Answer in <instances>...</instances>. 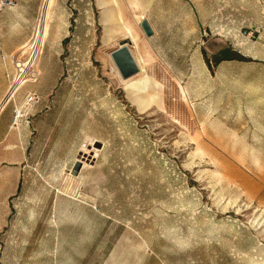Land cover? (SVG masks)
<instances>
[{"label": "rangeland", "instance_id": "rangeland-1", "mask_svg": "<svg viewBox=\"0 0 264 264\" xmlns=\"http://www.w3.org/2000/svg\"><path fill=\"white\" fill-rule=\"evenodd\" d=\"M42 2L0 11V101ZM138 2L144 107L96 1L54 0L37 76L0 116V264H264V0ZM225 47L241 57L215 64Z\"/></svg>", "mask_w": 264, "mask_h": 264}, {"label": "bare ground", "instance_id": "bare-ground-1", "mask_svg": "<svg viewBox=\"0 0 264 264\" xmlns=\"http://www.w3.org/2000/svg\"><path fill=\"white\" fill-rule=\"evenodd\" d=\"M97 7L100 11V20L103 24V31L107 33V40H113L117 42V36H129L133 42L132 54L142 69L141 63L143 61H151L154 57L150 48L144 43L139 33V23L145 18L142 13L141 6L138 0H95ZM54 0H43L41 4L39 23L36 29V42L38 45V52L41 51V47L45 38L49 34V14ZM113 63V62H112ZM34 62H20L18 65V74L14 81L7 88L3 98L0 101V111L3 110L10 100L11 96L27 81H32L30 77L32 75L31 67ZM112 72L120 80L131 96L132 101L136 102L138 106H148L153 100V96H147L141 93L137 87L129 82L130 78L123 79L113 64Z\"/></svg>", "mask_w": 264, "mask_h": 264}, {"label": "water", "instance_id": "water-1", "mask_svg": "<svg viewBox=\"0 0 264 264\" xmlns=\"http://www.w3.org/2000/svg\"><path fill=\"white\" fill-rule=\"evenodd\" d=\"M143 33L146 37L153 35V29L146 18H143L139 23ZM131 43L130 38L125 37L120 40L119 46L110 50V58L118 70L119 75L123 79L130 78L139 71L138 64L136 63L130 49L129 44ZM75 170L79 169V163L77 162L74 167Z\"/></svg>", "mask_w": 264, "mask_h": 264}, {"label": "built area", "instance_id": "built-area-1", "mask_svg": "<svg viewBox=\"0 0 264 264\" xmlns=\"http://www.w3.org/2000/svg\"><path fill=\"white\" fill-rule=\"evenodd\" d=\"M15 3H16V0H0V10L6 9V8L7 9L11 8L15 5ZM39 21L40 20L38 19L37 23H36V28L34 29L32 36L30 37V39L27 42V45H26L27 50L26 51L28 54H27V57L25 58V60H23L24 62H27V61L34 62V65L31 67V69L33 71L32 75L34 76V77H30L32 79V81L35 80V78L37 76L36 70L34 68H35V64L37 62V59L39 57V54L41 52V51L38 52V45L36 42V35H35ZM23 61H21V62H23ZM15 77H14V79H15ZM14 79L12 80V82L14 81ZM14 94L11 96V98L14 96ZM25 98L27 99L26 104H27L29 109L31 107H33V105L38 101V96L34 93L33 94H30V93L26 94ZM27 114H28V111H21V109L19 107L14 105V107H13V123L19 122L21 120V118L23 116H26Z\"/></svg>", "mask_w": 264, "mask_h": 264}, {"label": "trees", "instance_id": "trees-1", "mask_svg": "<svg viewBox=\"0 0 264 264\" xmlns=\"http://www.w3.org/2000/svg\"><path fill=\"white\" fill-rule=\"evenodd\" d=\"M202 52H203L207 66L211 67L210 59L207 57L205 51H202ZM240 57H241L240 55L233 53L230 47L222 48L220 49V51H217L216 53L212 55V59L215 64H218L220 61L225 60V59H235V58L239 59Z\"/></svg>", "mask_w": 264, "mask_h": 264}, {"label": "crops", "instance_id": "crops-1", "mask_svg": "<svg viewBox=\"0 0 264 264\" xmlns=\"http://www.w3.org/2000/svg\"><path fill=\"white\" fill-rule=\"evenodd\" d=\"M28 3H29V4H30V3H33V0H17L16 5H14L13 7L8 8V9H7V8H6V9H2V10H0V11H2V12H3V11H5V12H12V11H15V10H18V9L20 10L21 7H22L23 5L28 4ZM97 9H98V7H97ZM98 10H99V9H98ZM99 13H100V11H99ZM26 17H27V16H26ZM146 19H147V18H146ZM147 20H148V19H147ZM148 21H149V20H148ZM149 23H150V25H151V27H152V29H153V32H154L153 35H154V34H155L154 26L151 24L150 21H149ZM101 25H102V27H103V24H102V23H101ZM139 26H140V25H139ZM140 28H141V27H140ZM141 30H142V29H141ZM142 32H143V31H142ZM144 35H145V34H144ZM153 35H152V36H153ZM119 36H120V37H119ZM119 36H117V38H116V39H117V40H116L117 42H115V43L118 44L117 46H119V42H120L121 39H123V38H125V37H128V38H129V36H125V37H124V36L121 37V35H119ZM152 36H150V37H152ZM118 37H119V38H118ZM145 37H146V36H145ZM147 38H149V37H147ZM130 40H131V39H130ZM131 42H132V40H131ZM130 44H131V43H130ZM130 44H129V46H128L129 49H130ZM117 46H116V47H117ZM116 47H114V48H116ZM114 48H112V49H114ZM112 49H111V50H112ZM130 51H131V53H132V49H130ZM132 55H133V54H132ZM137 73H138V72H137ZM134 75H135V74H134ZM3 110H4V109H3ZM3 110L0 111V116H1V114L3 113Z\"/></svg>", "mask_w": 264, "mask_h": 264}]
</instances>
